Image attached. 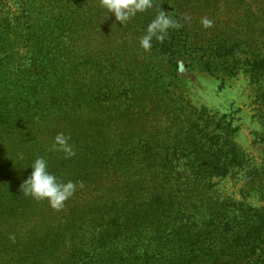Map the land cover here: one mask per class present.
Listing matches in <instances>:
<instances>
[{
  "label": "rangeland",
  "instance_id": "1",
  "mask_svg": "<svg viewBox=\"0 0 264 264\" xmlns=\"http://www.w3.org/2000/svg\"><path fill=\"white\" fill-rule=\"evenodd\" d=\"M165 1L151 0L121 24L101 0H0V264H138L129 201L148 197L162 181L170 217L178 219L140 236L153 245L159 233L173 235L176 246L185 228H175L194 206L181 205L186 184L197 185V161L190 166L180 155L197 151L187 146L190 137L209 133L214 148L211 135L236 128L246 164L212 177L218 196L241 201L248 166L262 168L264 184V69L234 68L239 59L264 57V0H175L190 44L171 59L139 43L160 8L170 16ZM220 28L234 42L222 57L207 47ZM136 78L158 85L156 97L127 101L125 88ZM224 115V130L210 123ZM58 133L70 137L72 158L52 150ZM128 142L156 153L146 172L122 164ZM37 157L77 184L59 210L21 191ZM246 201L264 212V200Z\"/></svg>",
  "mask_w": 264,
  "mask_h": 264
},
{
  "label": "trees",
  "instance_id": "2",
  "mask_svg": "<svg viewBox=\"0 0 264 264\" xmlns=\"http://www.w3.org/2000/svg\"><path fill=\"white\" fill-rule=\"evenodd\" d=\"M165 3L169 7L170 16L174 17L182 27L170 29L163 42L153 39L152 45L158 54L167 55V58L171 59L175 54L181 52V49L185 48L184 54L188 53L190 39L188 27L183 25L182 19H180L181 13L176 10L175 0H167ZM161 10L164 11L160 8L159 13ZM200 45L202 44L197 40V48L203 50L204 47ZM233 45L232 36L228 34L227 28L216 29L211 40L207 42L210 52L218 57L232 52ZM240 48L242 47L239 46ZM255 66L264 69V57H254L252 61L239 59L238 62H235L234 68L239 71L252 72ZM143 79L145 80V77ZM157 86L149 87L144 81H138L136 78L129 87L125 88V98L127 101L151 100L156 97ZM224 117L226 115L216 119L215 123L214 121L210 123H217L218 128L224 130L227 123L224 126L219 124L222 123ZM235 131L236 128H231L227 132L211 135V138L214 139L212 143L214 148H209L206 144L209 140V133L200 136V140L190 137V139L188 138L189 143L186 144L187 146L197 145V151L186 148L180 152L182 159L186 160L190 166H193L197 161V169L193 171V174L197 176V185L195 187L196 183L191 182L186 184L187 198L185 197L181 205L188 204L190 206L193 204L194 206L193 210L187 211L189 214L186 215L185 223L181 229L174 227L175 231L185 228L182 235L178 236L182 238L179 239L176 246H174L173 235L163 237L160 235L164 225L175 226V223L172 224V220L178 219V217H170L167 187L163 181L153 185L152 190L148 189V192L150 191L148 197L142 200H133V202L129 201L135 211L133 228L135 233H138V235L136 233L137 241L135 242L141 243L139 245L141 248L137 252L138 264H264L263 208L252 206L246 201L248 197L264 200V184L259 180L262 168L243 167L246 170L243 173V186L240 190L241 201L231 197L218 196L216 190H213L214 184L211 183L212 177H224L230 174L236 166L244 165L246 162L244 152L233 141L232 133ZM138 145L139 149L129 142L125 143L122 147L124 153L121 161L122 164H130L131 168L140 174L148 170L156 153L149 152L147 143ZM158 154L161 156V165L157 164L164 171L165 159L163 161L162 154ZM192 198L194 199L191 200ZM150 227L161 231L154 239L153 245H150V242L144 243L140 236ZM148 240L150 241V238Z\"/></svg>",
  "mask_w": 264,
  "mask_h": 264
},
{
  "label": "clouds",
  "instance_id": "3",
  "mask_svg": "<svg viewBox=\"0 0 264 264\" xmlns=\"http://www.w3.org/2000/svg\"><path fill=\"white\" fill-rule=\"evenodd\" d=\"M101 5L108 14H112L117 22H127L138 12H143L151 7V0H101ZM205 27L211 25V21H202ZM182 25L174 18L161 10V12L148 24L145 35L140 38V47L144 50L152 48V41L163 42L170 29H179ZM52 150L63 154L65 159L75 156L70 137L64 133H58L54 137ZM30 175L21 185V191L25 196L38 201H47L53 209H61L75 193L77 184L71 180L62 181L57 175L49 171L48 161L44 157H37L28 167ZM82 186V185H81Z\"/></svg>",
  "mask_w": 264,
  "mask_h": 264
}]
</instances>
